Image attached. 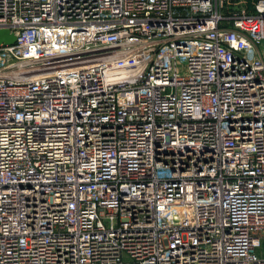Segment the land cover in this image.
<instances>
[{
  "label": "built area",
  "instance_id": "2783aa9c",
  "mask_svg": "<svg viewBox=\"0 0 264 264\" xmlns=\"http://www.w3.org/2000/svg\"><path fill=\"white\" fill-rule=\"evenodd\" d=\"M0 0V264H264V0Z\"/></svg>",
  "mask_w": 264,
  "mask_h": 264
},
{
  "label": "water",
  "instance_id": "95a60500",
  "mask_svg": "<svg viewBox=\"0 0 264 264\" xmlns=\"http://www.w3.org/2000/svg\"><path fill=\"white\" fill-rule=\"evenodd\" d=\"M15 41V36L7 29H0V43L11 44Z\"/></svg>",
  "mask_w": 264,
  "mask_h": 264
},
{
  "label": "trees",
  "instance_id": "16d2710c",
  "mask_svg": "<svg viewBox=\"0 0 264 264\" xmlns=\"http://www.w3.org/2000/svg\"><path fill=\"white\" fill-rule=\"evenodd\" d=\"M252 0H246V5L248 7V9H252V3H251Z\"/></svg>",
  "mask_w": 264,
  "mask_h": 264
}]
</instances>
